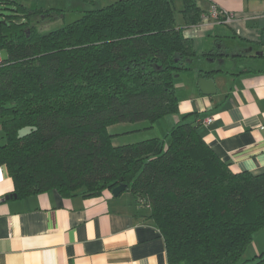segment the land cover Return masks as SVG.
Here are the masks:
<instances>
[{
  "label": "trees",
  "instance_id": "obj_1",
  "mask_svg": "<svg viewBox=\"0 0 264 264\" xmlns=\"http://www.w3.org/2000/svg\"><path fill=\"white\" fill-rule=\"evenodd\" d=\"M182 1L179 10L176 0H118L43 33L38 24L61 9L0 0V166L17 198L127 184L150 208L169 264H264V252L244 257L264 227V172L234 171L194 120L168 140L114 142L134 130L118 124L179 111L175 76L196 55L184 29L206 15Z\"/></svg>",
  "mask_w": 264,
  "mask_h": 264
},
{
  "label": "crops",
  "instance_id": "obj_2",
  "mask_svg": "<svg viewBox=\"0 0 264 264\" xmlns=\"http://www.w3.org/2000/svg\"><path fill=\"white\" fill-rule=\"evenodd\" d=\"M196 1L206 14L216 5L232 18L203 19L185 27L196 55L191 69L175 76L179 111L137 129L168 140L176 123L194 120L209 146L234 171L263 173L264 0ZM176 4L181 10L183 1ZM177 17L182 24V14ZM213 49L221 54L207 56ZM200 77L213 78L217 93L203 94ZM2 136L0 126V142ZM13 193V179L0 166V264H169L165 239L149 217L150 208L129 190L118 196L105 189L96 196L67 197L51 189L6 198Z\"/></svg>",
  "mask_w": 264,
  "mask_h": 264
},
{
  "label": "rangeland",
  "instance_id": "obj_3",
  "mask_svg": "<svg viewBox=\"0 0 264 264\" xmlns=\"http://www.w3.org/2000/svg\"><path fill=\"white\" fill-rule=\"evenodd\" d=\"M23 3L28 7H45V8H56L61 9L51 17L46 19L45 23H40L39 30L43 33L49 32L50 30L60 28L68 23H71L79 19L85 11L102 8L108 4H111L118 0H15ZM36 21L39 17L35 18ZM143 122L135 123L133 126L129 124H118L114 129L116 132H125L131 129H137L143 126ZM149 123V122H146ZM164 123V122H162ZM159 125V130H161V125ZM155 132H150L145 134L143 131H133L130 134H122L120 137H115L114 142L117 144H122L126 142H133V140H141L143 138L149 137ZM264 252V227L254 234V239L248 246L245 258L252 259L256 255Z\"/></svg>",
  "mask_w": 264,
  "mask_h": 264
},
{
  "label": "water",
  "instance_id": "obj_4",
  "mask_svg": "<svg viewBox=\"0 0 264 264\" xmlns=\"http://www.w3.org/2000/svg\"><path fill=\"white\" fill-rule=\"evenodd\" d=\"M198 85H199L200 91L205 95H213L217 93L216 82L213 78L200 77L198 79ZM127 188H128V185L125 183H122L118 185L117 187H115L114 189H112V193L115 196H118L122 192L126 191ZM11 196L15 197L16 195L15 194L9 195L6 198H10Z\"/></svg>",
  "mask_w": 264,
  "mask_h": 264
},
{
  "label": "built area",
  "instance_id": "obj_5",
  "mask_svg": "<svg viewBox=\"0 0 264 264\" xmlns=\"http://www.w3.org/2000/svg\"><path fill=\"white\" fill-rule=\"evenodd\" d=\"M209 18H213L217 21H230L232 18V15L229 12H225L220 10L216 5H213L211 10L209 11V14L204 15L203 19L207 20ZM214 121V118H208L206 119V124H211Z\"/></svg>",
  "mask_w": 264,
  "mask_h": 264
}]
</instances>
